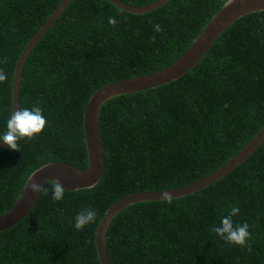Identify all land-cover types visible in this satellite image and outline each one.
Listing matches in <instances>:
<instances>
[{"label": "trees", "instance_id": "16d2710c", "mask_svg": "<svg viewBox=\"0 0 264 264\" xmlns=\"http://www.w3.org/2000/svg\"><path fill=\"white\" fill-rule=\"evenodd\" d=\"M63 0H0V134L12 113L14 68L27 43ZM143 7L156 0H122ZM226 0H170L131 14L108 0H73L32 47L24 64L19 110L39 104L44 131L0 150V219L29 176L55 162L89 167L84 116L92 96L112 83L163 70L181 58ZM115 17L118 23H108ZM153 24L161 25L156 32ZM6 59V62H5ZM264 127V12L230 26L186 75L156 89L115 97L100 111L105 166L93 188L64 198L39 195L0 234V264H101L96 233L105 213L136 193L197 182L238 154ZM1 142V141H0ZM233 206L247 223L248 247L211 229ZM96 220L77 230L76 214ZM112 264H264V144L241 166L193 195L136 203L111 222Z\"/></svg>", "mask_w": 264, "mask_h": 264}, {"label": "water", "instance_id": "95a60500", "mask_svg": "<svg viewBox=\"0 0 264 264\" xmlns=\"http://www.w3.org/2000/svg\"><path fill=\"white\" fill-rule=\"evenodd\" d=\"M72 1L73 0H63L61 2L55 12L51 14L20 54L13 73L12 112L19 110L18 92H20V80L29 52ZM108 1L125 12L131 14H146L160 8L170 0H156L143 7L130 5L122 0ZM262 12H264V0H226L222 9L214 15L190 48L176 62L155 73L121 80L97 91L89 100L84 116V131L89 167L83 170L68 163H50L35 171L34 179L41 185L59 179L67 191L93 188L100 181L105 166L103 146L99 131V116L103 105L115 97L156 89L178 80L190 72L203 59L216 40L236 21L246 15ZM263 144L264 127L238 154L205 178L190 185L166 191L172 195L173 200L202 191L241 166L249 157L259 150ZM5 145L6 144L1 141L0 150L3 149ZM27 182L28 179L13 207L0 219V234L16 226L29 212L36 198H38V193H34L31 191L30 187H26ZM163 192L164 191H152L129 195L121 199L105 213L97 229L95 241L101 264H112L107 253L106 235L113 219L130 205L143 202L162 201Z\"/></svg>", "mask_w": 264, "mask_h": 264}, {"label": "clouds", "instance_id": "9594fccd", "mask_svg": "<svg viewBox=\"0 0 264 264\" xmlns=\"http://www.w3.org/2000/svg\"><path fill=\"white\" fill-rule=\"evenodd\" d=\"M108 23L115 26L118 21L115 17H109ZM156 32H162L163 29L159 24H153ZM6 62V59H5ZM7 81V74L3 69H0V83ZM47 126V119L44 115L43 109L39 104H33L31 108H21L9 114L6 121V131L0 134V141H3L7 147L13 151H20V140H32L41 134ZM33 173L27 182L26 187H30L31 191L39 195H47L48 188L41 185L34 179ZM52 197L56 201L64 198L65 187L59 179L51 182ZM173 200L172 195L164 191L162 193V201L171 204ZM240 212L239 206H233L227 215L222 216L219 225L212 227V231L226 243L237 245L240 247H248V241L251 239L249 225L247 223L234 224L233 217ZM97 211L91 207H86L80 210L75 217L74 227L77 230H82L87 225L94 223L96 220ZM249 252L251 248L248 247Z\"/></svg>", "mask_w": 264, "mask_h": 264}]
</instances>
